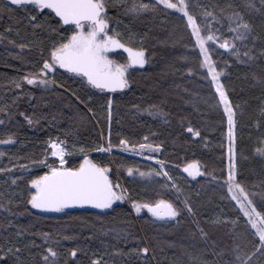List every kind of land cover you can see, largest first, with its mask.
<instances>
[{"label":"trees","instance_id":"1","mask_svg":"<svg viewBox=\"0 0 264 264\" xmlns=\"http://www.w3.org/2000/svg\"><path fill=\"white\" fill-rule=\"evenodd\" d=\"M144 2L154 3L155 0ZM228 2L189 0L190 11L197 14L198 23H207L221 43L224 40L236 43L241 50V59H246L242 56L244 48L241 42L233 41L234 33L229 31L227 13L222 15L220 12V8ZM108 3L109 17L119 20V24L111 23L110 28H115L128 46L143 48L147 59L145 69L131 72L129 87L116 94L103 93L87 85L81 77L57 69L53 78L55 83L51 87L24 82L22 78L38 71L42 60L48 58L53 40L59 41L62 36L71 35V31L65 29L72 28L59 25L60 35H56L49 26H56L57 20L44 11L37 15L33 23H42L45 28L33 29L29 17L36 13L23 9L6 13V3L0 0V35L5 37L0 39V79L4 70L11 73L8 88L0 90V109L3 110L0 111V119L4 120L0 124V140L12 137L15 141L0 144V152L4 153L0 156V168L11 170L0 173V192L14 201L13 205H9L14 212L23 213L8 219L20 226L31 225L32 232L49 233L52 247L61 254L60 264H64L65 260L72 264L71 249L78 250L76 264H90L92 259L101 257L102 264L103 261L109 264H142L135 255L117 256L114 252L120 249L127 253L144 245L150 248L149 264L187 262L185 250L199 254L212 242L219 250L231 246L237 235L235 242L247 250L253 240L258 243V237L250 234L246 218L231 200L224 185L228 174L226 117L222 108L216 106L218 97L210 86V80L204 78L206 70L199 68V49L193 47L195 41L190 36V29L186 28V19L182 14L162 6L155 12L133 17L125 15L122 6L119 9L113 6L112 0ZM205 10L212 11L220 23L201 16L200 13ZM252 19L256 24L260 23L258 14H253ZM9 28L12 31H7ZM9 40L15 43L10 44ZM20 44L25 47L21 49ZM208 47L218 70L224 69L221 82L230 99L240 105L236 116V178L260 211L264 205V157L256 153V147L264 138V116L260 112L264 106V89L256 84L252 74L260 73L264 60L239 63L230 50ZM118 59L125 61L122 55ZM17 82L21 88L15 87ZM108 97L113 101L111 122L107 118ZM153 104L168 113V123L158 116L149 115ZM20 112L34 120L39 118V123L29 125L19 115ZM189 123L201 132L200 137L193 138L186 132ZM57 138L65 141L68 154L66 168H78L87 155L93 163L109 168L112 184L121 182L127 202L117 201L112 209L103 211H73L55 215L33 212L26 203L29 181L47 173V165L57 162L51 157L49 149V141ZM103 139L107 143L109 139L112 142L114 152L111 158L95 153L94 149L102 144ZM121 139L128 140L129 147L135 144L138 148L140 143L152 144L153 147L160 145L155 159L156 162L162 161L163 165L121 154ZM40 160H46V164L35 163ZM193 161H199L205 175L191 180L181 169ZM22 165L26 167L21 168ZM128 168L133 169L132 176L128 175ZM161 168L179 182V192L171 187L163 174L155 175ZM139 172L146 175L141 177ZM150 172L153 174L147 175ZM17 177L20 179L11 185L10 178ZM160 199L168 200L177 207H182V202L188 200L195 214L184 212L172 221L155 220L147 211L134 216L133 201L144 203ZM6 216L7 213L0 212V224L4 223ZM212 219L221 222L211 225L209 221ZM232 220L237 223L233 225L230 223ZM194 222L209 233L208 244L199 239L198 233L195 238L192 236L196 232ZM14 231L9 229L5 233L0 229V240ZM125 233H129L127 240L123 239ZM25 239L43 245L39 235ZM208 258L211 259V256Z\"/></svg>","mask_w":264,"mask_h":264},{"label":"snow or ice","instance_id":"2","mask_svg":"<svg viewBox=\"0 0 264 264\" xmlns=\"http://www.w3.org/2000/svg\"><path fill=\"white\" fill-rule=\"evenodd\" d=\"M112 3L118 9L122 6L124 14L133 17H138L149 11L155 12L159 6H162L164 9L182 14V17L186 19V28L190 29V36L195 41L193 47L199 49V68L206 70L204 78L210 80V86L215 89V94L218 97L216 106L222 108L223 115L226 117L228 174L224 185L227 187L231 200L236 202L239 211L246 218V227L250 226V234L253 237H258V243L253 240L251 247L247 250H244L241 244L235 242L238 235L234 236V243L231 246H225L219 250H217L215 242L201 249L199 254H193L185 250L184 254L188 256V261H174L173 264H264V205L261 206L260 211H257L253 200L250 199L249 192L236 178V116L240 105L234 104L230 99L229 92L226 90L224 83L221 82L224 69L220 68L218 70V65L214 63L210 55V49L206 46L209 41H218L219 37L212 32L207 23H198L197 14L190 11L189 0H155L154 3H146L144 0H112ZM11 6H15V8ZM108 8V0H9L8 4L4 6L6 13H12L20 9L36 13L29 17V23L33 29L45 28L44 24L33 22L37 20V15L43 13L46 9L59 18L56 21V26H49L56 35H60L59 25L75 26L74 29H65V31H71V35L62 36L59 41L53 40L48 58L42 60V66L38 71L24 76L23 81L28 85L47 88L50 84L55 83V81L45 78L47 73L59 67L82 77L87 85L101 92H116L128 88L129 80L126 78V73L130 67L139 66L142 68L147 63L145 50L128 46L121 39V34L115 28H110L111 23L119 24V20L114 21V18L109 17ZM220 12L222 15L227 13L226 19L229 22V31L234 33L233 41L241 42L244 48L242 56L246 59H241V50L236 43L224 40L223 43L219 44V47L230 50L239 63L247 64L256 60H264V0H258V4L257 0H240L239 3H236L235 0H229L225 6L220 8ZM253 14L259 15V24H256L252 19ZM200 15L220 23L212 11L205 10ZM7 31L10 32L12 29L9 28ZM33 34L35 35V33ZM4 38L0 35V39ZM131 38L130 35L129 39ZM8 43L13 44L15 42L9 40ZM19 47L23 49L25 45L20 44ZM117 49H122L123 52L128 54L127 63L117 64L108 57L109 52ZM252 79L264 89V68L261 69L258 75L253 73ZM15 87L21 88V84L17 82ZM13 103H15V100ZM112 104V98L108 97L107 118L109 122L112 118ZM0 111L3 110L0 109ZM260 112L264 116V106L261 107ZM19 115L23 116L29 125L39 123V118L34 120L24 112H20ZM149 115L158 116L165 123H168V113L160 109L158 105H151ZM3 123L4 120L0 119V124ZM182 127H184L183 124ZM185 130L193 138L201 136V132L190 123ZM144 139L147 140L148 137L145 136ZM12 143H15L12 137L0 140V144ZM64 144L65 141L58 138L49 141L50 154L58 159L59 165H47L49 168L47 173L29 181L27 205L39 212L61 213L65 209L86 205L101 210L112 209L114 202L124 199L122 191L118 193L114 190L119 188V185L114 186L109 179L107 175L109 168L93 163L87 155L84 156L83 162L78 168L64 167L66 155ZM119 144L122 151L136 152L137 146L132 144L129 147V141L126 139H121ZM112 147V142L109 139L107 147L98 145L94 150L97 152H111ZM138 147L141 153L145 149L150 152L160 150V145L153 147L152 144L147 143H140ZM80 151L83 152L84 149L81 148ZM256 153L264 157V138H261L258 142ZM3 155L4 153L0 152V156ZM35 163L46 164V160L35 161ZM157 163L163 165L162 161H157ZM25 167L21 166V168ZM10 171L7 168H0V173ZM127 171L129 176L134 174L132 168H128ZM183 171L193 179L205 175V172L201 170L199 161L188 163ZM152 174L150 172L147 175ZM161 174L171 179L168 172L163 171V168L159 172H155V175ZM139 175L144 177L146 173L139 172ZM10 179L11 185H15L17 179L20 178ZM212 179L215 180L216 177L213 176ZM171 187L179 192L177 185L172 184ZM13 204L14 201L9 196L5 195L4 192H0V212L7 213V216L4 217V223L0 224V229L5 233L9 229H15L10 235L4 236L0 240V264H60L59 257L61 254L52 247L49 233L32 232L30 230L31 225L20 226L15 224L13 220L8 219L9 216L23 214L14 212L9 207ZM182 204V207H177L168 200L160 199L144 203L133 201L131 206L137 214L142 209H147L155 220L172 221L177 220L184 212L190 215L195 214L194 208L188 200L183 201ZM220 222L219 219L209 221L211 225ZM194 223H196V232H193L192 236L195 238L198 233L199 239L208 244L209 233L203 227H200L198 222ZM230 223L235 225L237 221L232 220ZM36 235L42 238L43 245L36 244L35 240L25 239L27 236ZM128 235L129 233H125L123 239L127 240ZM64 239H70V237H64ZM33 249H42V251L34 252ZM77 251V249L70 250L69 254L74 258L72 264H76ZM149 252V246L144 245L132 248L127 253L117 249L114 255H135L138 260L142 261V264H149ZM209 255L211 259L208 258ZM153 259H155L154 256ZM64 264H69V262L65 260ZM90 264H102V257L92 259ZM103 264H109V262L103 261Z\"/></svg>","mask_w":264,"mask_h":264},{"label":"rangeland","instance_id":"3","mask_svg":"<svg viewBox=\"0 0 264 264\" xmlns=\"http://www.w3.org/2000/svg\"><path fill=\"white\" fill-rule=\"evenodd\" d=\"M221 42L220 41H216V42H211V41H209L208 43H207V47L208 46H216V47H219V44H220ZM10 79H11V73H10V71H7V70H4V72H3V75H2V77H1V79H0V90H6L7 88H8V85H9V83H10ZM53 84H50L48 87H51ZM36 86H38V85H36ZM43 87V86H42ZM103 144V143H102ZM49 149H50V151H51V148L49 147ZM95 153H97V151H95ZM120 153L121 154H123V155H125V156H128V157H131V158H135V159H138V160H141V161H146V162H148V163H151V164H154V165H156L157 164V162H156V159H155V157H156V155H157V152L155 151V152H150V151H148L147 149H145L142 153L140 152V150H139V147L138 148H136V152H132V151H122V150H120ZM52 157V156H51ZM148 157H150V158H148ZM53 159H55L57 162H55V163H53V164H55V165H59V161H58V159L57 158H55V157H52ZM67 161H68V154H67V152H66V155H65V164H64V167H67ZM186 167V166H185ZM183 169H184V167L181 169V172L187 177V178H189V179H191V180H194L192 177H190V176H188V174L186 173V172H184L183 171ZM108 174V177H109V179H110V173L108 172L107 173ZM170 177V176H169ZM198 177H200V176H197L196 178H198ZM167 179H168V181L170 182V184L172 185V184H175V185H178L179 184V182L174 178V177H171V179H169L168 177H166ZM195 178V179H196ZM111 180V179H110ZM119 185V188H115L114 190H116L118 193L119 192H123V196H124V199L122 200V201H119V202H122V203H126L127 202V200H126V193H125V190H124V188H123V186L121 185V182L120 181H118L116 184H113L114 186L115 185ZM235 204H236V202L235 201H233ZM238 207V206H237ZM146 213V209H142L141 210V212L139 213V214H137L135 211H134V216L135 217H138V216H140V215H143V214H145ZM59 214H62V212L61 213H59Z\"/></svg>","mask_w":264,"mask_h":264},{"label":"water","instance_id":"4","mask_svg":"<svg viewBox=\"0 0 264 264\" xmlns=\"http://www.w3.org/2000/svg\"><path fill=\"white\" fill-rule=\"evenodd\" d=\"M6 4H8V2H9V0H3ZM13 7H15V6H13ZM44 11H47V12H49L50 14H52L53 16H54V18L56 19V20H58L59 18L58 17H55V14L54 13H52V12H50V10H44ZM63 28H72V29H74L75 28V26L74 25H61ZM111 34V33H110ZM108 54H112V55H122L123 57H124V59H125V61L122 63V64H125V63H127V56H128V54L127 53H125V52H123V50L122 49H117V50H115V51H113V52H109ZM145 56H146V53H145ZM145 67H146V63H145V65L141 68V67H139V66H133V67H130L129 69H128V72L126 73V78L129 80V76H130V73L131 72H135V71H141V70H144L145 69ZM57 70H59V71H61V72H65V73H68V74H71V75H75V74H73V73H69V72H67L66 70H64V69H62V68H59V67H57L56 68ZM76 76V75H75ZM82 78V77H81ZM83 79V78H82ZM86 82V81H85ZM127 88H125V89H123V90H117L116 92H107V91H104L103 93H106V94H116V93H120V92H123V91H125ZM96 90H98V89H96ZM117 202V201H116ZM116 202H114V204H113V206L115 205V203ZM30 208H31V206H30ZM31 210L33 211V212H35V213H44V212H39L38 210H36V209H32L31 208ZM105 210H107V209H105ZM73 211H103V210H101V209H95V208H92V207H90V206H84V207H75V208H70V209H65L64 210V212H73ZM146 211H147V209H146ZM148 212V211H147ZM47 214H52V215H55V214H57V213H47ZM148 214L151 216V214L148 212ZM152 217V216H151ZM154 218V217H153ZM155 219V218H154Z\"/></svg>","mask_w":264,"mask_h":264},{"label":"built area","instance_id":"5","mask_svg":"<svg viewBox=\"0 0 264 264\" xmlns=\"http://www.w3.org/2000/svg\"><path fill=\"white\" fill-rule=\"evenodd\" d=\"M55 72H56V70L49 71V72L47 73V76H46L45 78L48 79V80H53V78H54V76H55ZM102 143H103V144H101L102 146L107 147L108 143H107L104 139H103V142H102ZM113 152H114V151H113V149H112L111 152H97V154L105 155V156L111 158V155H112Z\"/></svg>","mask_w":264,"mask_h":264},{"label":"flooded vegetation","instance_id":"6","mask_svg":"<svg viewBox=\"0 0 264 264\" xmlns=\"http://www.w3.org/2000/svg\"><path fill=\"white\" fill-rule=\"evenodd\" d=\"M108 55V57L110 58V59H112V60H114L117 64H122L123 62H120L119 61V59H118V57H120L121 55H112V54H107Z\"/></svg>","mask_w":264,"mask_h":264}]
</instances>
